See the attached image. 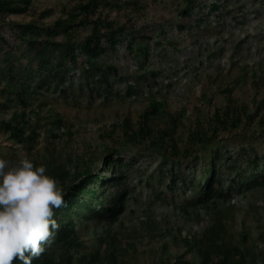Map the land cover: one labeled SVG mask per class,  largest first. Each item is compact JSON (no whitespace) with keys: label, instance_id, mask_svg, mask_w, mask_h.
<instances>
[{"label":"rangeland","instance_id":"obj_1","mask_svg":"<svg viewBox=\"0 0 264 264\" xmlns=\"http://www.w3.org/2000/svg\"><path fill=\"white\" fill-rule=\"evenodd\" d=\"M194 1L192 18L179 28L178 14L183 0H103L93 20L114 21L122 26L129 21L126 26L131 23L138 29L135 34L125 35L114 50L108 47L95 59L97 65H94L98 68L110 65L115 69L112 73L101 71L104 79L97 81L102 94L106 91L108 98L99 96L101 91H87L80 66L76 67L67 84L62 86L63 94L53 89L44 90L38 96L39 102H32L40 112L42 125L33 156L20 145L8 141L5 135L0 136L1 158L13 161L26 156L36 157L41 162L50 152L74 169L90 156L97 159V153L111 145L120 153L117 157L134 158L125 161L121 158L123 162H117L130 189L125 210L112 229L123 237L118 257L121 264H200L197 254L187 252L173 239L166 240L165 246L161 235L164 226H170L175 235L184 238L201 232L210 223L204 211L198 210L200 218L192 216L189 219L181 209L192 199L196 185L203 179L204 156L196 155L201 159L198 158L195 167L193 162L184 161L174 168L186 177L189 188L169 186L170 176L165 170L173 169L172 165L164 166L158 154L148 148L121 144L124 142L121 123L125 119L135 123L150 99L165 103L168 113L185 114L180 130L185 134L198 114L207 119L227 104L224 91L230 87L231 96L237 104L247 105L253 119L229 134H222L223 147L231 153V158L219 163L218 177L225 188L231 186L236 170L247 168L245 157L252 148L256 156L263 155L264 161V138L259 124L264 120V0ZM104 2L111 6H104ZM73 5L71 0H33L30 11L55 9L54 14L42 20L39 27L42 29L57 19H65L61 10ZM210 5L220 6L219 11L211 12ZM31 19V13L10 16V20L20 23H28ZM87 29L89 27L84 26L80 34H88ZM0 31L4 35L11 34L3 26ZM129 45L140 46L142 51L134 56L128 50ZM20 52L26 54V48ZM143 53L147 56L145 64ZM14 61L23 62L24 59L16 55ZM93 75L94 71L88 73L89 78ZM5 86L6 83L0 85V91ZM128 87H132L133 92L122 100ZM4 96L0 92L3 105ZM16 109L15 105L0 107V121L10 120ZM56 117L63 120V128L57 131L61 136L52 138L55 130L50 128L48 121ZM111 132L113 141L118 143L114 144L107 135ZM204 153L207 154V150ZM97 161H93L95 173L102 171L101 160ZM258 169L255 167L254 172ZM238 185L237 181L229 188L238 189ZM117 192L118 187L112 188V193ZM231 192L233 196L225 206L229 208L227 221L232 235L242 247L240 239L247 235L250 240L247 249L260 254V264L264 259V243H258L264 233V187H254L244 193L236 189ZM78 227L85 252L97 250L96 222L83 221Z\"/></svg>","mask_w":264,"mask_h":264},{"label":"trees","instance_id":"obj_2","mask_svg":"<svg viewBox=\"0 0 264 264\" xmlns=\"http://www.w3.org/2000/svg\"><path fill=\"white\" fill-rule=\"evenodd\" d=\"M71 1L74 2L71 8L61 10L66 15L65 19H57L51 25L40 29L42 20L54 14L55 9L31 12L33 0H0V27L3 26L5 30L11 32L8 36L0 31V85L6 83L0 91L3 96L5 95L4 105L0 103V107L15 105L18 109L14 111L10 120L0 121V136L5 135L8 141L20 145L30 156L36 152L42 127L40 112L34 108L32 102H39L38 96L42 95L44 90L53 89L63 94L62 86L67 84L72 69L74 71L79 66L87 91L92 92L94 89L101 91V86L97 82L104 79V73L101 71L112 73L115 69L110 65L98 68L94 65L96 57L104 53L108 47L114 50L125 35L135 34L138 30L134 24L126 26L129 21L122 26L121 23L114 21L99 18L93 20L103 0ZM183 1L184 4L178 14L179 28L185 20L192 18L191 8L195 2ZM103 5L111 6L105 2ZM209 7L214 13L219 11L220 6ZM28 13H31L32 17L28 23L10 20V16ZM84 26L89 27L85 36L80 34V29ZM24 48L26 54L20 52ZM128 48L134 56L142 51L140 46L129 45ZM16 55L23 58L25 63H15ZM141 57L145 64L147 56L143 53ZM92 71L95 75L89 78L88 73ZM96 82L99 86H96ZM231 91L230 87L224 91L227 95V104L223 108L216 109L207 119L198 114L185 134L180 132L185 114L180 113L177 116L168 113L165 103L156 98L149 100L135 123L125 119L120 127L124 137L122 146L129 144L148 148L158 154L164 166L172 165L173 169L165 170L170 176L169 186L189 188L186 177L174 168L184 161L193 162L195 167L199 158L196 155L204 156L201 168V178L204 181L203 179L199 181L192 199L181 209L189 219L192 216L200 218L198 210L204 211L209 216L210 223L201 232L184 238L175 235L170 226H164V234L161 235L164 237L165 246L166 240L173 239L176 243L182 244L187 252L197 254L200 264H258L260 258V254L247 249L250 240L246 234L240 239L243 247L238 245L227 221L230 213L225 204L233 196L231 190L236 189L244 193L253 190L254 187H264L263 155L256 156L253 148L248 150L249 152L243 149L245 153L247 152L245 157L247 168L242 170L239 167L236 170V177L230 181L231 186L238 181L240 183L238 189L229 188L231 186L225 188L218 177L221 166L219 163L231 158V153L223 147L225 140L222 134L226 132L229 134L234 129L251 123L253 119L247 105L237 104L231 96ZM132 92V87H128L122 100ZM98 94L108 98L106 91ZM48 124L55 130L52 138L61 136V133H57L63 128V120L60 117L50 119ZM259 124L264 138V120L261 119ZM107 135L114 144L118 143L113 141L112 132ZM206 150L207 154L204 153ZM98 154L97 159L90 156L74 169L67 161H59L50 152L42 157L41 162L37 161L36 157L31 158L34 165L42 164L46 168L45 174L58 181L64 199V205L54 209L53 218L59 224L56 236L51 244L45 247V252L33 259L32 264H121L118 257L121 255L119 248L123 237L114 233L112 229L125 210L130 189L127 187V177L121 172L117 162L134 158L117 157L120 153L116 151L114 145L103 147ZM97 160H101L102 171L95 173L93 161ZM255 167L259 168L256 172ZM191 186L193 187L192 184ZM114 187H118L117 193H112ZM88 220L96 222L94 236L99 247L93 252H85L78 227L83 221ZM258 241L264 243V233L260 235ZM103 244L105 247L102 251ZM260 264H264V259Z\"/></svg>","mask_w":264,"mask_h":264},{"label":"clouds","instance_id":"obj_3","mask_svg":"<svg viewBox=\"0 0 264 264\" xmlns=\"http://www.w3.org/2000/svg\"><path fill=\"white\" fill-rule=\"evenodd\" d=\"M45 173L26 156L0 158V264H32L56 236L63 193Z\"/></svg>","mask_w":264,"mask_h":264}]
</instances>
